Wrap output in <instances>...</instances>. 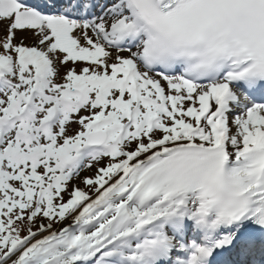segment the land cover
<instances>
[{
    "label": "snow or ice",
    "instance_id": "obj_1",
    "mask_svg": "<svg viewBox=\"0 0 264 264\" xmlns=\"http://www.w3.org/2000/svg\"><path fill=\"white\" fill-rule=\"evenodd\" d=\"M0 264H264V0H0Z\"/></svg>",
    "mask_w": 264,
    "mask_h": 264
}]
</instances>
